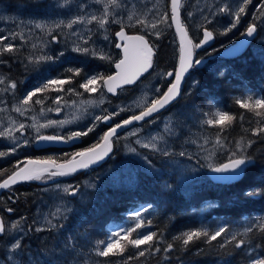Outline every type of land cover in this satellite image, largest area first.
<instances>
[{"label": "trees", "instance_id": "16d2710c", "mask_svg": "<svg viewBox=\"0 0 264 264\" xmlns=\"http://www.w3.org/2000/svg\"><path fill=\"white\" fill-rule=\"evenodd\" d=\"M191 2L192 0L188 3L190 4ZM0 4L4 5L10 13H18L29 23V26L34 28H36L35 24L38 22L51 24L55 20L66 17L64 15L59 18L61 12L49 10L46 0H0ZM90 29L93 31L91 33L87 32L85 38L91 35V39L87 44H84L83 40H79L78 44L81 47H90L94 41L95 29L93 27H90ZM128 31L135 33L133 30ZM17 32L19 30L13 21L0 24V36ZM34 33L48 38L51 47L44 49V54L51 55L54 59L41 66L42 72L38 73V77L33 82L29 77V70L24 66V55L25 52L32 53L34 48L29 47V42L25 37L26 33H23L24 40H20L19 37L12 40L11 42L16 46L17 51L14 54H6L0 57V72L7 77V80L16 82L15 96L22 99L27 91L44 77L71 76L72 74L66 71L69 68L81 69L80 76L74 77L72 83L64 85L65 92H47L42 94L49 97L45 101L44 108L52 107L54 105L53 99L58 96H63L64 100L61 102L65 103L87 100L98 92L103 91V87H100L98 91L88 93L80 88L79 84L84 81L86 75H94L96 73H103L105 76L112 75L113 68L110 64L102 66L98 64L97 59H88L86 57L79 60L75 58L72 50L68 49L67 42L65 44L59 39L64 36V29H62L61 34H58V30L55 29L51 35L47 31H41L40 29L35 30ZM193 40L194 43H199L200 35ZM148 41L155 52V60L153 61L151 72L167 73L174 71L178 62V46L173 31L169 30L157 39H148ZM8 42L5 41V43ZM231 44H234V42H224L223 46L219 47L216 52L230 47ZM220 45V41H217L216 46ZM94 47L102 48L104 43L101 40H97ZM102 49L104 50V48ZM61 52H63L62 56L60 55ZM262 52L264 55V45L262 46ZM195 58L202 59L199 54H195ZM261 59L249 51L245 55L230 61L216 59L213 62L216 65L211 69H207V66H203L200 69H192L191 77H193L195 87L188 94L186 103L184 98L180 96L179 100L171 107L173 110L182 109L186 104L190 112L193 113L191 115L193 119L190 120L192 123L191 131L195 135L206 137L212 141H214L215 135L220 129L203 125L201 123L204 118L203 113L214 110V108H220L237 116V120L223 131V136L227 138L225 143L234 145L241 137L255 141L252 147L248 149V154L253 157L254 162L249 165L244 178L239 183L217 186L209 181L208 178H205L207 181L203 182L201 180L200 184L195 183L189 188H184L178 182V172L168 165L170 159L168 157H158V161L155 159L153 161L154 163L158 162L159 168L162 169L161 175H153L151 177L139 175V183L135 184V186L124 188L126 191L121 190L118 192L110 188L96 191L87 199L89 202L77 204L67 219L57 222L63 223L62 228L44 229L42 231H37L32 208V191L29 192L28 189L15 190V196L10 198H8V195L3 196L11 200L10 209L14 210L15 213L25 214L26 234L22 241L23 247L29 245L30 251L33 252L35 257L39 255L45 264H73L86 258L97 264H251L253 257L264 259V233H260L256 229L249 234L250 241L246 245V249H235L233 245H229L224 249L219 248L218 245L224 240L223 237L218 238L212 244H208L203 240L197 241L195 244L189 245L187 250L178 241H173V237L188 230L206 227L211 231L219 226H227L230 230H234L237 227L243 228L259 223V218L264 217V137L252 136L250 131H245L256 127L254 121L257 118L253 117L251 113H246L245 109H241L235 103L236 97H243L247 94L264 96V59ZM68 89H75L80 95L69 94L67 92ZM135 93L136 87H123L118 91L117 98L113 96L107 97L106 106L113 107L119 102L128 100ZM33 99L35 100L36 98L34 97ZM40 109L41 105H34V110ZM242 113H245L243 122L239 120ZM158 121L159 117L153 119L151 127L155 128L158 125ZM100 125L103 126L102 124ZM117 149L116 155L120 158L121 151L119 147ZM217 152L223 153L221 151ZM226 156L227 154L225 158ZM48 157L52 156L48 153H43L40 155L35 154L32 158L46 159ZM225 158L219 156L217 162H225ZM66 160V157H59L58 162ZM113 160L116 159L114 155H111L106 165L111 166L114 162ZM159 161L162 163H159ZM3 173V175H0V181L5 179L11 171L5 170ZM82 180L71 179L74 182V186L78 187L83 182ZM179 186L181 190L178 188ZM34 187H37V185ZM257 188L261 189L260 195L254 197L245 195L246 192ZM115 194H120L121 197L119 199L116 197L107 205V216L109 218L106 221V228L109 231L107 233L104 232L100 238L90 235L87 232V226L84 224L91 215L90 209H95L99 203L107 199V197H104L101 200L103 196ZM148 204L151 207L145 209L143 206ZM137 210L140 211L141 218L146 222V226L143 229H139L138 232H156L160 235L162 242L156 244V246L161 248V252L156 253L153 251L149 254L146 251L145 256L140 257L138 252L145 250L148 246L142 245L140 249H136L129 245L122 256H109L107 258L95 256L92 251L95 242L108 239L111 231H123L134 227L136 223L134 213ZM148 221H151L150 226L147 224ZM85 236L86 239L84 238ZM136 236L137 232H134L132 237ZM69 238H71L74 245L72 248L65 247ZM168 243L174 244L171 252L164 251Z\"/></svg>", "mask_w": 264, "mask_h": 264}, {"label": "snow or ice", "instance_id": "6c2138e0", "mask_svg": "<svg viewBox=\"0 0 264 264\" xmlns=\"http://www.w3.org/2000/svg\"><path fill=\"white\" fill-rule=\"evenodd\" d=\"M74 0H63L62 3L58 2L55 6L58 8H64L71 10V6ZM95 3L103 5V12L101 15L89 14V15H75L70 16L67 20L58 19L53 21L51 24L47 22H38L35 24L37 29L41 31H47L49 35L52 31L67 29L69 33L76 36L78 40H83L84 44H87L91 39V35L87 38L84 37L82 31H74L76 25H91L95 23L99 30H103V38L109 40L110 37L107 34L108 28L106 27L110 23L119 24L120 30L115 33L119 42L115 44L117 49H122L123 58L115 63V69L117 70L115 75L105 76L103 73H96L94 75H86L79 87L84 89L85 92L94 93L98 91V88L103 87L108 93L116 94V90L121 88L123 85L135 84L137 80L140 79L144 73H147L149 69L153 67V47L150 46L149 41L145 38V35H128L125 31L126 27H134L139 25L145 32L150 35H155L159 37L161 35L160 25L164 27H172L175 25L176 32L180 36V55H179V68L176 72H167L163 75L169 78L168 86L165 91L161 92L160 88H155L154 93L158 95H153L151 98L145 93L141 98L137 99L131 105L121 107L119 111L107 113L105 115H97L94 117L93 122L90 126H86L83 130L70 131L66 135H44L41 133L42 128H47L51 126H63L69 121L66 120H48L44 124H39L36 117L33 116L32 120L34 123L30 126L35 128L37 136L35 137L36 143H74L83 137H87L90 133L94 132L97 125L100 123L109 124L116 116H119L121 112H133L126 119L110 125L109 129L100 137V141L93 146L77 151L71 154L70 159L66 162H58L59 158L48 157L46 159H28L27 161H21L20 164L24 166L21 167L20 164L16 165V170L13 171L8 178L0 182V189H10L13 185L21 181H31V180H46L54 179L56 177L73 175L79 170H84L89 168L93 164H97L103 161L109 153H111L113 148V139L117 137L118 129H122L133 125L135 122H145L146 118H151L155 113L166 108L168 105L172 104L178 97L181 96L182 90L181 85L184 82L186 74L190 69L199 66L202 61L195 58L194 49H199L208 44L214 39V32L208 30L201 25L203 30V39L199 43H194L192 39L188 37V31L186 25L181 20V9L183 7V0H170L171 3V14L163 13L158 19L149 20L147 15L140 14L137 15L136 12H131L127 16L128 23H125L124 18L117 11H110V9H121L128 7L125 0H95ZM252 3V0H240L235 6H231L228 3L221 4L216 8L213 15L226 14L229 17V24L225 27L224 31L220 34L227 35L233 29L240 25L242 16L246 13L248 5ZM77 8L83 9L85 5L77 4ZM260 9H264V4L260 5ZM259 11V9L257 10ZM205 23H211L208 17L204 18ZM91 33L92 29H87ZM257 33L256 23L249 24L245 31L242 33L245 37L252 38ZM24 40V35L22 32L12 33L10 35L0 36V57L6 54H14L17 51L16 46L11 42L17 39ZM55 39V37H53ZM5 41H9L5 43ZM26 42V41H25ZM58 42V41H57ZM33 48L36 45L32 46ZM75 52L81 53L85 56H91L96 59H100L111 63L112 57L110 54L106 53L102 48L97 47H81L78 43L72 49ZM63 55V52L60 53ZM54 59L53 56L48 54H43L37 57L29 56L27 57L28 63L33 65H40L41 63L49 62ZM72 75L69 77H44L40 79L39 82L32 87L24 97L19 100L18 106L13 108V111L24 115L26 112L33 111L34 105H41V113L45 111L44 104L49 97L42 94L47 92L61 93L65 92L64 85L72 83L74 77L80 76L81 69L79 68H69L66 70ZM101 82L102 85H101ZM0 85L4 87L0 88V93L5 92H15L17 87L16 82L7 80L6 77L0 76ZM69 94L80 95L75 89H68ZM105 93L101 92V99L97 101H85L88 105H93L96 103L102 104L104 102L103 97ZM36 98L35 100L33 98ZM64 100L63 96H58L53 99V103L57 105L55 109L48 108L47 111L51 112L55 110L60 112L61 101ZM235 103L241 108L245 109L246 113H251L253 117L257 118L254 122L256 124L255 128L246 129L245 131H250L252 136L264 137V96H254L252 94H247L243 97H236ZM140 109L139 113L136 114L134 109ZM86 111V109H84ZM5 111V109L0 108V112ZM245 113H242L239 120L243 122ZM203 119L201 123L203 125H208L212 127H218L219 132L216 133L214 138L213 148L211 150L205 148V145L211 141L207 138L200 147L208 152V155L204 157L208 161L206 165L201 167H207L211 172L217 175L213 179L228 183L238 180L242 175L246 173L249 165L253 164V157L248 154V149L252 147L255 143L254 140L250 138L241 137L235 142L234 145H229L225 143L227 140L223 136V131L226 127H230L234 121L237 120L235 114H230L220 108H214L209 112L203 113ZM79 119V117H76ZM12 126L7 127L4 131H0V136L5 139H10L14 143L17 141V137L14 135V131H23L26 127L25 124L19 123L17 125L16 121L10 122ZM165 130L172 135H175L170 125H165ZM139 129L132 130L130 135H137ZM163 136H153L149 138L146 142L140 139L135 141L141 147L150 149L155 152H159L161 155L169 156L171 151L167 148H161L158 146V142H163ZM195 143V141H192ZM26 143V142H25ZM166 143V142H165ZM130 152L136 153L135 148H129ZM15 151V149H13ZM217 151L227 153L225 162H214L215 153ZM8 153L0 152V157L7 156ZM139 155V153H137ZM180 156H186L187 153L181 151ZM192 157H189L191 159ZM146 159V158H145ZM151 162L148 161L150 166ZM197 169H193L196 171ZM0 172V175H3ZM89 188L94 189L95 184H89ZM64 194L69 196H77L80 189L76 186H65L62 189ZM261 194V189L257 188L252 191L245 193L246 196L254 197ZM83 194H81V199H83ZM145 209L151 207L150 205L143 206ZM9 212L12 209H8ZM72 211L71 203L67 202L63 207H57L55 212L51 213V219L45 217L46 224L50 226L48 230L62 228L63 223H53V220L62 221L67 219V214ZM135 216V226L130 229H124L123 231H111L109 233V238L106 240H98L92 249L95 256L107 258L109 256H122L125 249L131 245L136 249H140L142 245L148 246L145 250H140L138 255L140 257L145 256L146 251L151 254L153 251L156 253L161 252V248L157 247L156 244L162 242L161 236L156 232L139 233V229H143L146 226V222L141 218V213L137 210L134 213ZM147 224L150 226L151 221ZM19 227V222H15L11 225L12 230H16ZM258 230L260 233H264V217L259 218V223L254 225H248L243 228L237 227L234 230H230L227 226H219L214 230L209 231L206 227H201L199 229L188 230L181 233L178 236L173 237V241H178L185 250L189 248V245L195 244L197 241L203 240L208 244H212L217 241L218 238L223 237L219 243V248L224 249L229 245H233L235 249H246V245L250 241V233ZM44 229L37 228V231H42ZM137 232L136 237H132V234ZM230 233V234H229ZM10 234L9 229L6 227V223L2 217H0V236H5ZM66 248H72L71 238L65 245ZM174 244L168 243L164 249L165 252L173 251ZM21 250V241L19 238L11 244L9 252L19 254ZM247 254V252H245ZM167 258V257H166ZM8 260L13 261L14 258L10 254L7 257ZM15 264V262H14ZM251 264H264V259L253 257Z\"/></svg>", "mask_w": 264, "mask_h": 264}, {"label": "rangeland", "instance_id": "374dc122", "mask_svg": "<svg viewBox=\"0 0 264 264\" xmlns=\"http://www.w3.org/2000/svg\"><path fill=\"white\" fill-rule=\"evenodd\" d=\"M189 1L190 0H183L181 20L187 27L189 34L188 36L190 39L198 38L200 34L202 35L201 25L203 24L205 28H208L210 31L214 32L215 40L220 41L221 45L219 47H222L224 42L231 43L232 41L235 43L238 40V36H240L245 31L246 27L249 24L256 23L257 34L259 36L251 46L250 50L257 57L262 58V60L264 59V55L262 52V46L264 45V9H260V5L264 4V0H252V3L248 5L246 13L241 18L240 25H238L237 28L233 29L227 35H223L220 33H222L225 27L228 26L230 22L229 17L226 14L213 15V13L221 4L228 3L231 6H235L240 2V0H192L190 4L188 3ZM46 2L49 10L58 13L61 12L59 18H62L64 15H66L65 18H62L64 20H67L70 16L89 14L101 15L103 12V5L95 3V0H74V3L71 6V10L58 8L55 6L58 2L62 3L63 0H46ZM125 3H127L128 5V7L126 8L110 9V11L119 12L120 15L124 18L125 23H128L127 16L131 12H136L137 15H147V18L149 20L158 19L159 16L163 13H167L170 16L168 0H125ZM77 4H83L85 5V7H83V9L77 8ZM258 9L259 11H257ZM205 17H208V19L211 20V23H205ZM9 21H13L15 23L19 32L26 33L25 37L29 42L30 48H33L32 46L36 45L32 53L25 52L24 55V66L27 70H29L28 74L30 79L35 82V79L38 77V73L42 72L41 66L46 64V62L41 63L40 65L29 64L27 57H37L43 55L44 51L51 47L49 40L47 37H43L40 34L34 33L37 28L29 26V23L25 21L18 13H10L4 5L0 4V24ZM90 27H93L95 29L94 41L91 43L90 47H94L97 40H101L104 43V47L102 48H104L106 53L110 54V56L112 57L111 63L97 59L98 64L102 66L110 64V66H112L113 68L115 63L120 59V49H117L115 47V44L117 42L114 39L116 28H120V25L110 23L106 26L108 28L107 34L110 37L109 40H105L103 38V30H99L98 26L95 23L91 25H76L74 31H82L85 37L88 32L87 29H90ZM127 28L135 31V33L138 35H145V38L147 40L158 38L155 35H150L145 32L139 25ZM160 29L161 35L167 33L169 30L173 31L172 27H164L163 25H160ZM64 32V36L60 37L59 39L60 41L65 42V44L67 42L68 49L72 50L79 40L76 36L71 35L66 28L64 29ZM61 33L62 29L58 30V34ZM173 34L175 36L174 32ZM175 39L178 46L177 58L179 60V44L176 36ZM219 47H216V49ZM72 53L74 54V57L78 58L79 60L86 57L88 59H96L91 56L82 55L81 53L75 52L73 50ZM117 53H119V55H117ZM154 60L155 52L153 56V61ZM177 65L174 72L177 69ZM215 65L216 64L212 63L207 67V69L214 68ZM163 74L164 73H153L150 69V71L142 79H140L132 86L136 87V93L131 96L129 100L125 102H119V104L117 103V105L115 104V106L113 107L106 106V99L108 96L105 90H103L87 100H78L65 103L61 102V105L59 106L61 108L60 112H56L55 110L48 112V108H44L45 111L43 112V114L40 110H33L26 112L24 115H20L19 113L13 111V108L15 106H18V102L19 100H21L17 96H15L16 93H13L11 91L0 93V108L5 109V111L0 112V131H4L7 127L12 126L10 123L11 121H16L17 125L19 123H23L26 125L23 131H14V135L18 138L15 143L10 139H5L4 137L0 136V146H6L4 147L5 149H0V152L8 153L7 156L1 157V163H4L6 162V160L8 161L10 159H19L23 155H29L32 153V147L36 143L35 137L37 136L35 128L30 127L34 123V121L32 120L33 116L36 117V120L39 124H44L48 120L69 121V123L64 124L62 127L51 126L42 128L40 130L44 135H66L67 133L72 131V129L79 125L84 126V124H87L85 126H90L94 120V117L97 115H105L107 113L116 112L119 111L121 107L133 104L134 101L141 98L145 93L149 96V98H151L153 95H158V93H154L153 91L157 87L160 88L161 92L165 91L168 83L165 81V76ZM0 76L4 75H2V73L0 72ZM191 76L192 73L190 71L185 78L181 89V96L182 98H184L185 103L188 94L195 87V82L193 81V77ZM2 87L4 86L0 85V88ZM101 92L105 93L103 97L104 102L102 104L96 103L93 105H88L86 103H82L89 100L98 102L101 99ZM113 97L117 98L118 92L113 95ZM56 107L57 105L54 104L50 108L55 109ZM84 109H86V111ZM138 111H140V109H134L135 113H137ZM130 114H133V112H121L118 117H127ZM192 114L193 113L190 112L188 106L185 104L182 109L177 108L173 110L172 108H170V114L160 118L158 121V125L155 128H152L151 126L144 128L145 130H149L147 132H145L141 128H133L128 132L126 131L127 133L121 137V142L123 145L122 149L120 148V160L118 162H115L112 166H109L106 170L105 168L107 167V165H105L104 169L100 171L99 175L97 176H93L96 173L87 176L86 178L88 179H85L81 183L82 186L78 187L80 189V192L75 197L64 194L62 191L63 187L65 186H73V182L71 181V179H77L76 177H72L71 175L61 178L64 183L60 182L59 180V182L54 183L53 185H45L38 188L36 192L32 193V202L34 201V207L38 205L36 211L34 209V218L37 228L40 227L42 229H48L50 226L46 224L45 217L51 219V213L55 212L57 207L62 208L63 205L67 202L71 203L72 208V211L67 214L68 217L73 212L77 204L81 202H89V200L87 199L96 191H101L103 188H110L118 192H120L121 190L126 191V189L124 188L135 186V184L139 182V175H161L162 169L159 168V165L157 164L158 162L154 163L153 160L155 159L156 161H158V158H155V155L157 157L167 156L161 155L159 152L141 147L139 144L135 143L137 139L146 142L153 136L164 137V141L158 142V146L161 148L167 147L171 151L172 154L169 155L170 160L168 165L170 166V168L175 169L178 172V182L180 186L189 188L190 186H193V184L199 183L203 179V181H207L205 178H210L209 172L211 171L207 167L201 166L208 163V161L204 159V157L208 155V152L200 147L206 137L195 135L194 132L191 131L190 127H192V123L190 122V120L193 119L191 116ZM76 117H79V119H77ZM166 124L170 125L175 135L169 134L165 130ZM99 128L100 124L97 125L94 131ZM134 129H139L137 135H130L129 133ZM98 140H100V138ZM192 141H195V143H193ZM210 141V143L205 145V148L209 150L213 148L214 144V141ZM130 147L135 148L136 153L130 152L128 150ZM13 149H15V151H13ZM181 151L186 152L187 155L180 156L179 153ZM137 153H139V155H137ZM226 154L227 153L225 152H223L222 154H220V152H216L214 162L218 161L219 156L225 158ZM189 157L192 158L189 159ZM148 161L151 162L150 166L148 165ZM159 163L162 162L159 161ZM193 169L197 170L193 171ZM51 180L52 179L34 181H36L37 184L45 182L47 183ZM89 184H95V188H89ZM180 186L178 188L181 190ZM81 194H83V199H81ZM104 197H107V199H104L101 203H99L95 207V209H90L91 215L84 222L88 229L87 232L97 238H100L102 234H104V232L107 233L109 231L108 228H106V221L109 218V216H107V205L111 203L116 197H118L119 199L121 195H106L103 196L101 200ZM57 222L58 221L53 220V223ZM11 225L7 227L10 234L1 236L0 238V264H14V262L15 264H45L40 259L39 255L35 257L33 252L30 251L31 248L29 245L24 246L25 248L23 247L22 241L25 237L26 231L22 223L19 222V227L16 230H12ZM17 238H19L21 241V250L19 254L10 253V246ZM84 238L86 239V236ZM76 249H78V247H76ZM10 254L14 258L13 261L7 259ZM73 264L97 263H93L89 260V258H86L81 262Z\"/></svg>", "mask_w": 264, "mask_h": 264}, {"label": "flooded vegetation", "instance_id": "af4514ba", "mask_svg": "<svg viewBox=\"0 0 264 264\" xmlns=\"http://www.w3.org/2000/svg\"><path fill=\"white\" fill-rule=\"evenodd\" d=\"M119 30H120V28H117L116 32H118ZM128 30L129 29L126 27L125 31H126V33L128 35H138L136 33H130ZM201 37L202 36L200 34V40H201ZM216 41L217 40H215V36H214V42L212 43V45H210L209 47H207L204 50L199 51L197 53L194 52V54H197V55L199 54L200 58H202L200 60H203L205 58L204 60H208L209 61L208 63L214 62L216 57H217L216 55L218 54V51L216 52V50H217L216 49ZM193 42H194V40H193ZM168 114H170V107L167 108L164 112H162V115H160L159 117L162 118V117H164L165 115H168ZM130 115H132V114H130ZM130 115H128L127 117H125V116H122V117L116 116L109 124H107V125L106 124H102L103 126L100 125V128L97 129L98 131L96 130V131L90 133L87 137L81 138L80 140H78L77 144H71L70 146L65 147V148L38 151V150L34 149V145H33L32 153L29 154V155H23L19 159H10L8 161L6 160V162H4V163H1V157H0V172H3V171L6 170V171H11V173H12L13 171L16 170V165L17 164H20L21 161H27L28 159H33L32 157H34L35 154L40 155V154H43V153H48L52 157H55V158L66 157L67 160H68V159H70V156H71L72 153L77 152V151L85 150V149L93 146L97 142H99L100 140H98V139L109 129L110 125H114L115 123L121 121L122 119L128 118ZM151 124H152V122L150 120V121L143 122V123H141L139 125H136L133 128H141L142 130L147 132L149 130H145L144 128L148 127V126H151ZM85 125H87V124H84V126L83 125H79V126L75 127L74 129H72V131L83 130L86 127ZM133 128H130V130L133 129ZM130 130H126V131L128 132ZM126 131H124L121 134H118L117 137L114 138L111 155L113 153L117 152V150H118L117 148L118 147L122 148V142H120V140L122 139L121 137L124 136L127 133ZM4 147H6V146H0V149H2ZM146 154H148V153H146ZM60 155H62V156H60ZM111 155H110V157H111ZM66 161H64V162H66ZM106 163L104 165H102V166H99V167H96V168H92V169H86L85 171H83L81 173H77V174H74V175H71V176H74L77 179H83V180L88 179V178H86L87 176H90V175L95 174V173L96 174L93 175V176H97V175H99V172L104 169V166L106 165ZM22 165L23 164H20V166H22ZM61 178L62 177H56V178L52 179L51 181H49L47 183L45 182V183H37V184H36V181L31 180V181L27 182L26 184L24 183L22 185L10 188L7 192L3 193L0 196V202H1L0 203V217H2L3 220L5 221L6 227H8L9 225L15 223L16 221L21 222L24 228L26 227L25 226L26 217H25L24 213L23 214L15 213L14 210H12L11 212L8 211V209H10L9 208V204H10V201H11L8 198H10L12 196H15V192L19 191V190H22V189H28L29 192L32 191V193H34V192H36V190H38V188L43 187L45 185H53L54 183L59 182V180H60V182L64 183V181ZM23 185H26V186H23ZM33 185H37V187H34ZM31 186L34 187V188H32ZM73 186H74V182H73ZM80 186H82V185H80ZM76 187H78V186H76ZM3 195H5V196L8 195V198L4 197ZM2 199H4V200H2ZM37 207H38V205H36V207H34V201H33L32 202L33 214H34V209L36 211ZM34 216H35V214H34ZM35 223H36V221H35ZM0 238H1V236H0Z\"/></svg>", "mask_w": 264, "mask_h": 264}, {"label": "water", "instance_id": "95a60500", "mask_svg": "<svg viewBox=\"0 0 264 264\" xmlns=\"http://www.w3.org/2000/svg\"><path fill=\"white\" fill-rule=\"evenodd\" d=\"M168 1H169V8H170V14H171V3H170V0H168ZM172 29H173V32L175 33V36L177 37L178 44H179V50H180V36H179V34L176 32V28H175V25H174V24H173V26H172ZM188 37H189V36H188ZM115 39H116V41H117V43H118L119 40H118V38H117L116 36H115ZM202 39H203V31H202V38H201L200 42L202 41ZM252 39H253V37H252V38H248V37H245V36L241 37V38H240L239 40H237L234 44H232L229 48H227L226 50H224V51H222L221 53H219L218 57H219V58H222V59H225V60L233 59V58L238 57L240 54L243 53V51L245 50V48L248 46V44L250 43V41H251ZM213 42H214V39L211 40L208 44L204 45V47L199 48V49H194V52L197 53V52H199V51L204 50L205 48H207V47H209L210 45H212ZM120 51H121V58H120V59H122V58H123V52H122V49H120ZM179 55H180V51H179ZM201 61H202V63H201L199 66H197L196 68H202L205 64H207V63L209 62L208 60H201ZM177 64H178V65H177V69H176V71H177L178 68H179V60H178V63H177ZM113 69H114V73H113L112 75H115V73H116V71H117V70L115 69V66L113 67ZM190 70H191V69H190ZM190 70H189V72H190ZM176 71H175V72H176ZM171 72H172V71H171ZM173 72H174V71H173ZM189 72H188V73H189ZM188 73L186 74L185 78L187 77ZM145 74H146V73H144V75H145ZM144 75H142V76L140 77V79H141ZM140 79H139V80H140ZM165 80H166L167 82H169V78H167L166 76H165ZM184 80H185V79H184ZM137 81H138V80H137ZM137 81H136V82H137ZM132 85H133V84H131V85H123L121 88H123V87H125V86H132ZM182 85H183V83H182ZM182 85H181V89H182ZM121 88H118V89L116 90V92H117L118 90H120ZM104 90H105V92H106L107 95H109V96L113 95L112 93H108V92L106 91V89H104ZM178 99H179V97L177 98V100H178ZM177 100H175L172 104L168 105L166 108L162 109L161 111L155 113L153 117H151V118H146V121L151 120V119H153L154 117L160 115L164 110H166L167 108H169L170 106H172L174 103H176ZM146 121H145V122H146ZM142 123H143V122H142ZM103 124H105V123H103ZM139 124H141V122H135V123H134L133 125H131V126H128V127L122 128V129H118L117 135H118V134H121V133H123L124 131H126V130L132 128L133 126L139 125ZM106 125H107V124H106ZM77 143H78V141H76V142H74V143H69V144H64V143H40V144H37V143H35V144H34V149H35V150H38V151H45V150H51V149H61V148L68 147V146H70L71 144H77ZM111 152H112V151H111ZM110 155H111V153H109V155H108L103 161H101V162H99V163H97V164H93V165H91V166H90L89 168H87V169H92V168H96V167H99V166L104 165L105 162L109 159ZM23 166H24V165H22L21 167H23ZM85 170H86V169H84V170H79V171L75 172L74 174L81 173V172H83V171H85ZM74 174H73V175H74ZM216 175H217L216 173L209 172V176H210V178L212 179V181H213L216 185H226V184H227V183H224V182H221V181H218V180H214L213 177L216 176ZM69 176H70V175H69ZM62 177H65V176H62ZM241 177H242V176H241ZM241 177H240L238 180H236V181H232V182H237V181H239V180L241 179ZM6 178H8V176H7ZM6 178H5V179H6ZM1 182H3V180H2ZM27 182H29V181H21V182H18V183H16L15 185H13L11 188L16 187V186H19V185H22V184L27 183ZM232 182H228V183H232ZM8 190H9V189H0V196H1L3 193L7 192Z\"/></svg>", "mask_w": 264, "mask_h": 264}, {"label": "bare ground", "instance_id": "6f19581e", "mask_svg": "<svg viewBox=\"0 0 264 264\" xmlns=\"http://www.w3.org/2000/svg\"><path fill=\"white\" fill-rule=\"evenodd\" d=\"M244 35L243 34H241L240 36H238V40L241 38V37H243ZM259 35L256 33L255 35H254V37H253V39L250 41V43L248 44V46L245 48V50L243 51V53L242 54H240L238 57H236V58H233V59H228V61H230V60H234V59H237V58H239V57H241L242 55H245L246 54V52L248 53L249 51L251 52V50H250V48H251V46L253 45V43L256 41V39H257V37H258ZM262 36V35H261ZM200 42V41H199ZM217 42V41H216ZM89 45V44H88ZM216 47H219V46H216ZM229 48V47H228ZM219 48H217V50H218ZM227 49V48H226ZM226 49H223V50H221V51H218V55H219V53H221L222 51H224V50H226ZM218 55H217V57H216V59H221V60H225V59H222V58H219L218 57ZM215 59V60H216ZM259 59H261V58H259ZM204 60V59H203ZM262 60V59H261ZM124 91V90H123ZM176 122V121H175ZM102 124V123H101ZM150 129V128H149ZM147 130V129H146ZM127 137V136H126ZM140 137V136H139ZM93 141V140H92ZM95 141V140H94ZM96 142V141H95ZM120 142H121V140H120ZM123 145V144H122ZM121 147V146H120ZM5 149V148H4ZM122 149V148H121ZM121 149L119 148V150L121 151ZM123 151V150H122ZM117 154V152H115V153H113L112 155H114V158L116 159V160H113L114 162H113V164L115 163V162H118L119 160H120V158H118V156L116 155ZM169 159H170V156H167ZM155 158H158L156 155H155ZM154 162V161H153ZM112 164V165H113ZM111 165V166H112ZM107 167H109V165H107ZM107 169V168H106ZM105 169V170H106ZM245 175V174H244ZM244 175H242V177H241V179L239 180V181H237V182H232V183H230V184H236V183H239L243 178H244ZM209 177V176H208ZM215 180V179H214ZM203 181V180H202ZM210 181V180H209ZM204 182V181H203ZM206 183V182H205ZM26 184V183H25ZM200 184V183H199ZM198 184V185H199ZM217 186H219V185H217ZM186 190V189H185ZM186 193V192H185ZM149 205V204H148ZM78 207V206H77ZM37 217V216H36ZM38 221V220H37ZM32 225V224H31ZM39 227V226H38ZM40 228V227H39ZM12 242V241H11ZM10 243V242H9ZM7 245V244H6ZM3 252V251H2ZM1 253V252H0ZM2 256V255H1ZM252 258V257H251Z\"/></svg>", "mask_w": 264, "mask_h": 264}]
</instances>
